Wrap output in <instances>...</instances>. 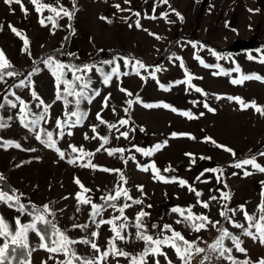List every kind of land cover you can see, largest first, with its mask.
<instances>
[{"label": "rangeland", "instance_id": "1", "mask_svg": "<svg viewBox=\"0 0 264 264\" xmlns=\"http://www.w3.org/2000/svg\"><path fill=\"white\" fill-rule=\"evenodd\" d=\"M28 8V15L20 10L19 5L13 3L11 9L0 0V24L3 30L0 31V49H3L7 58L14 65V70L22 75L16 77H5L0 82V91H4L0 96V103L4 102V96L15 100L9 93L15 91L22 99L29 102L34 112L39 113L41 109H36L38 101L32 99L30 92L32 85L27 88H16L21 80L32 81L38 95L48 104H52L48 123L42 122V127L54 132V139L57 140V147L65 152V159L61 160L54 149H50L35 139V134L23 127L18 119V108L11 109L7 105L0 109V118L9 125L0 129V174L6 177L9 186L24 194L23 202L31 201L37 206L49 204L55 212V222L62 230L77 240L84 238L95 240L104 250L111 237L110 225H103L99 229L98 239L91 237V231L96 230L91 223L89 205H78L76 193L82 191L74 182L79 178L85 187L92 189L90 195L95 203H103L100 200L102 195H107L117 183L118 175L104 172L99 169L83 168L77 164H69L67 161L72 156L69 145L83 146L86 151L95 152L102 141L97 138L91 139L95 133L92 132L93 124L99 125L96 132L100 136H108L109 143L100 152H96L92 162L103 168L121 169L126 178V187L130 195L135 199L143 201L142 204H132V207L125 210V215L129 218V224L141 209L150 213L145 218L149 225V231L155 235L160 232V227L152 229L153 223L163 226L172 224L177 230L189 240H196L199 247L207 249L208 244L214 243L219 233L211 225L206 230L199 233L192 232L183 224H175L179 217L172 213L171 209L176 206L188 207L195 203L194 193L181 187L178 183H164L158 179H153L151 171H141L140 164H150L155 161L156 166L161 170V174L166 177L177 176L188 181L190 185L203 192L201 199L207 200L210 195L219 196L217 189L231 193V200L228 201L229 208H239L244 205L249 214L259 216L258 205L261 203L264 192V173L258 172L250 165L246 166L253 174L243 175V169H235L230 165L238 160H242L256 155L257 162L264 165V157L259 156L264 152V115L249 107L240 110L239 104L229 101L228 96L241 97L245 102L255 100L258 106L264 107V83L252 80L246 81L243 85H233L230 80L238 74L229 76H213L215 68H204L193 58L196 51L192 48L191 42L207 45L222 54H231L230 60H222L219 63L225 69L235 67L239 64L244 74L257 73L264 76V64L247 59V54L252 53L257 56L256 49H264V44L252 49L239 50L235 52H225L217 49L216 46H223L234 43L236 40L245 39L252 34H259L264 37V0H169L168 5L157 4L156 0H130V4H125L124 0H76V13L69 21L67 17L56 18L59 27L53 28L52 24L45 21L47 26L41 25V17L35 12L34 6L28 0H23ZM45 3H53L54 0H44ZM60 3L72 9L71 0H60ZM120 4L121 8H131L132 11H118L114 5ZM155 7V12L153 8ZM178 11L179 17L172 12ZM252 9L253 11H249ZM168 12V21L160 18L162 12ZM140 12V17L133 15ZM53 15L48 11L44 16ZM155 15L157 19L148 17ZM101 17L111 20L108 23ZM127 18V19H125ZM140 19L141 27L135 26V21ZM72 25L75 30L68 28ZM11 24L18 30L26 33L30 41V54L22 51L23 41L11 32L8 25ZM132 27H129V25ZM147 29V31H145ZM235 30V31H233ZM154 33L156 35H150ZM160 37L157 39L156 37ZM67 37V39H65ZM199 55L206 63H217L215 57L211 56L207 50L201 51ZM49 56H54L66 64H96L103 66L105 71H110L108 65H102L104 60L116 59L121 65V71L132 73L131 65L127 68L123 65V60L118 58H134L150 66L149 71L155 68L161 70L156 73L160 83L164 85L172 84L176 80L184 79V69L179 67L180 61L176 57H182L185 67L190 73L202 79H194L193 83L202 88L208 95L205 97L192 89H186V85H178L170 91H163L157 82L151 77L145 82L139 76L130 74L122 76L117 80L113 78L110 86L101 83V77L93 71L92 87L101 91L99 97H95L91 104L86 101L81 104V109L88 113L82 125L66 129L65 136L60 139L56 132L54 119L59 117L64 119V108L62 101H55L56 88L54 78L43 64V60ZM134 62V61H133ZM39 69V71H36ZM141 75H147L141 70ZM71 78V74H69ZM124 87L133 93V97H127L119 88ZM63 88V85L61 86ZM111 93L108 108L102 110L103 98ZM136 94L145 103L165 102L179 110L191 111L195 119H188L184 116L173 113L169 109L152 108L146 109L140 104H134L128 114L123 109L127 107L124 103L126 99H132ZM216 96L223 97L216 99ZM71 99V98H69ZM193 101L197 103L193 104ZM207 102L210 107L215 108V112H209L203 107ZM115 108V113L112 108ZM71 111V106L69 107ZM97 112H101L103 119L109 123L118 125V121L123 118L129 123L120 127V132L128 131V138L120 136L116 129L108 131L107 125L99 124L96 119ZM203 113V115H200ZM12 117L8 120V117ZM75 119V118H73ZM73 135H67V132ZM190 133L196 139L188 136L173 138L171 133ZM89 136L84 139V134ZM119 136V139L116 137ZM205 137H212L217 143L226 145L233 149L236 156L229 152L217 148L211 142H205ZM168 140V145L155 153L152 157H144L135 151V147L151 148L157 143ZM14 141L21 145V148L7 145L5 142ZM124 148V156L128 158L136 156V161L128 159L125 164L120 159V153L108 155L105 149ZM35 148L36 151L27 149ZM193 154L192 157L185 155ZM200 157H206L201 159ZM195 158V163L191 161ZM83 162H87V158ZM171 166L173 172H164L163 169ZM222 167L223 174L205 172V169ZM238 173L233 175V173ZM201 173H204L201 176ZM221 175L222 183H218L216 176ZM199 177V179H197ZM209 180V183H202V180ZM227 184V188L223 184ZM138 186H143V191L138 190ZM123 197L117 204L124 203ZM131 204L132 201H126ZM151 205V207H148ZM80 207L77 212L76 208ZM220 202L212 201L209 209L199 206L193 209L197 214L204 213L213 221L220 220L221 225L227 227L234 235L243 241V247L248 250V257L256 261L264 257V245L258 241H253L250 237L243 235L242 229L234 228L231 224L219 215ZM0 214L5 219L14 223V217L19 213L10 210L6 206L0 205ZM113 215H119L115 210L108 208L103 212L102 218L109 219ZM231 215V213H229ZM99 219V218H98ZM233 219L247 227V221L239 211ZM28 216H22L21 221L27 222ZM73 223L88 224V230L73 229ZM119 223V222H118ZM220 227V225H217ZM135 229L129 227L126 234L128 241H117V247L132 254L141 252L144 244L134 239ZM170 233H165L169 235ZM3 241H0L2 243ZM29 242L33 248L31 264H54V260H49V253L39 249V239L34 233L29 234ZM227 247H233L231 241L226 240ZM79 255L90 257L96 255L90 246L77 244L74 246ZM173 264H181L173 250L165 249ZM55 255V254H54ZM204 254H197L193 257L191 264H201ZM232 255L238 259H245L244 254L236 252L233 248ZM55 259L63 260L62 255H55ZM153 257H148V264H153ZM161 264H166L163 256L159 257ZM107 264H129V260L124 257H109ZM211 264H231L223 258L213 257Z\"/></svg>", "mask_w": 264, "mask_h": 264}, {"label": "snow or ice", "instance_id": "2", "mask_svg": "<svg viewBox=\"0 0 264 264\" xmlns=\"http://www.w3.org/2000/svg\"><path fill=\"white\" fill-rule=\"evenodd\" d=\"M28 2L34 6L35 12L41 17L39 22L43 26H47L45 21L47 20L52 24L53 28L59 27L56 18L67 17L69 21H71L75 13L76 9V0H71L72 9L69 10L67 7L60 3V0H54L53 3H45L44 0H28ZM4 3L9 6L10 10L11 5L13 3L19 5L20 10L24 13V15H28V8L25 7L23 0H4ZM125 4H130V0H124ZM157 4L168 5L171 8L169 0H156ZM114 7L118 11H132L131 8H121L120 4H115ZM155 12V7L152 9ZM48 11L53 13V15L44 16V12ZM249 11H253L249 9ZM172 12L175 13L180 20H183V16L172 9ZM133 15L136 17H140V12H134ZM169 13L162 12L160 14V18L168 21ZM149 19H157L155 15L148 17ZM102 20H106L108 23H111V20L107 17H101ZM127 19V18H125ZM172 22V21H168ZM135 26L137 28L141 27L140 19L135 21ZM9 29L12 33H14L17 37H19L23 41L22 51L28 52L30 54V41L26 35V33L18 30L13 25H8ZM129 27H132L130 24ZM68 28L72 29L73 34L75 30L72 28V25L69 23ZM3 30V25L0 24V31ZM147 31V29H145ZM235 31V30H233ZM150 35H156L154 33H149ZM159 39L160 37H156ZM67 39V37L65 38ZM192 48L196 51L193 54V58L197 60L200 65L204 68H215L219 71H214L212 73L213 76H229L232 77L233 73H237L238 75L230 80L233 85H243L246 81H258L264 83V76H261L257 73L244 74L239 64H235V67L231 69H225L219 61L222 60H230L231 54H222L215 49L209 48L207 45L198 44L197 42H191ZM207 50V52L215 57L217 63L209 64L206 63L205 60L199 55L201 51ZM257 56H253L251 52L247 54V59L254 60L260 64H264V49H256ZM123 60V65L127 68L131 65L132 73L128 71H121V65L117 62L116 59L113 60H104L102 61V65H108L110 67V71H105L103 66H98L96 64H66L56 59L54 56H49L47 59L43 60V64L51 73L54 78L56 95L55 101H62L64 108V119H60L59 117L54 119L55 128L58 130L56 135L63 139L66 132V129L74 128L76 126L82 125L83 121L87 118L88 113L81 109V104L83 102H87L89 104L92 103L95 97H99L101 95V91L97 88H93L92 84V73H98L101 77V83L106 86H110L113 78H117L119 80L122 76H128L130 74H135L139 76L143 81H147L149 77L157 82L159 87L163 91H170L172 87L178 85H186V91L188 89H192L197 93L202 94L203 96H207L208 93L205 92L202 88L198 87L193 83L194 79H202V77H196L192 73L188 71L185 67L184 61L182 57H176L177 60L180 61L179 67L184 69V79L176 80L172 84L164 85L160 83L156 73L159 72L160 68H155L154 71H149L148 65L143 63L140 60H135L134 58H118ZM134 61V62H133ZM141 70H144L147 75H141ZM36 71H39L37 69ZM69 74H71V78H69ZM18 75H22V73H18L14 70V65L7 58L3 49H0V82L5 80V77H16ZM29 85H32L30 95L33 100L38 101L35 104L36 109H41L39 113L34 112L32 110V106L29 102L25 101L21 98V96L17 95L15 91H11L9 94L15 97V100L8 99V96H4V102L0 103V109L5 108L7 105L11 109L18 108V119L19 122L23 125L24 128L29 129L32 133L35 134V139L39 141L41 144L45 145L50 149H54L61 160L65 159V152L61 151L59 147H57V140L54 139V132L49 131L46 128L42 127L43 123H48L50 109L52 104L46 103L36 92L34 83L32 81L25 82L21 80L19 84H16L14 87L16 88H27ZM63 85V88L61 86ZM119 90L124 93L127 97H133V93L124 87H120ZM71 98V99H69ZM221 96H216V99H222ZM111 99V93L106 95L103 98L102 110L104 108L109 107V100ZM227 99L229 101H235L239 104L240 110H246L249 107L255 109V111L261 115H264V107L258 106L255 100L251 102H245L241 97H233L228 96ZM124 103L127 105L123 109L125 114H128L130 109L134 104H140L146 109L152 108H164L169 109L173 113L184 116L188 119H195L197 117L193 116L191 111H183L179 110L176 107L165 103L163 101L158 103H145L139 94H136L132 99H126ZM193 104L197 103V101H193ZM71 106V111H69V107ZM203 107L206 108L209 112H215L216 109L209 106L207 102L203 103ZM112 111L115 113V108H112ZM203 115V113H200ZM75 118V119H73ZM12 117H8V120H11ZM96 119L99 121V124L107 125L108 131L111 132L112 129H116L117 132H120V127H123L129 123L127 119L121 118L118 121V125L114 123H109L105 119H103L101 112H97ZM9 125L0 118V129L8 127ZM99 125L93 124L91 126V130L95 135L91 137V139L96 140L99 138L102 143H100L99 147L92 151H86L83 146L77 147L76 145H69L72 153H76L77 155L72 156L68 159L69 164H77L80 161L79 166L83 168H93L99 169L104 172L115 173L118 175V180L114 188L108 192L107 195H102L100 200L103 203H95L93 202V198L90 195H86L90 193L92 189L85 187V185L80 181L77 177L75 178V183L79 186L82 191L76 193V200L78 205H89L91 208L90 212V220L93 225H95L96 230L91 231L90 235L93 238L98 239L100 237L99 229L103 225H110V231L112 233L111 237L107 242V247L102 250L101 247L95 242V240L84 238L81 240L74 239L67 234L66 230H62L58 224L55 222V212L52 210L49 204H44L43 206H37L31 201L28 203L23 202L24 194L19 192L17 189L9 186L6 182V177L3 174H0V205L6 206L10 210H13L19 213L18 216L14 217V223L9 222L5 219L3 214H0V264H31V256L33 251L37 250L30 245L29 242V234L34 233L39 239V249H43L47 251L50 255L48 257L49 260H54V264H107L108 258L111 256L113 258L116 257H124L129 260V264H148V257H153V264H161L159 257L163 256L166 264H173V261L168 257V253L165 249L173 250L176 257L181 261V264H191L193 257L197 254H204L201 259V264H211L213 257L223 258L231 262V264H264V257L258 258L256 261H252L250 257H248V250L243 247V241L239 236L234 235L227 227L221 225L220 220L213 221L209 218L208 215L204 213L197 214L193 211L197 206L203 209H209L212 201L220 202V210L219 215L224 218L229 224H231L234 228L242 229L243 235L250 237L253 241H258L261 245H264V192L261 193L262 200L258 205L259 216L249 214L244 205H240L239 208H229L228 201L231 200V193L223 191L222 189H217L219 192V196L210 195L207 200L201 199L203 196V192L197 190L195 187L190 185L188 181L181 179L177 176L166 177L161 174V170L156 166L155 161H152L150 164H140L137 162V166L141 171L148 172L151 171L153 174V179H158L164 183H178L181 187H187V190L191 193H194L197 198L195 203L188 207L176 206L171 209L172 213L177 214L179 217L175 220V224L181 225L183 224L186 228H188L192 232L199 233L202 230H206L209 225L213 228H216L219 233L218 238L214 243L208 244L207 249L204 247H199L196 240H189L182 234L181 231L177 230L173 227L172 224H164L162 227L153 223L151 225L152 229H156L160 227V232L155 235L151 234L149 231V225L146 223L145 218L150 215V213L141 209L136 213L134 220L131 224H129V218L125 215V210L132 207V204H142L143 201L140 199H135L130 195L129 189L126 187L128 181L121 169H109L103 168L99 165H96L92 162V157L95 156L96 152H100L101 149L104 148L105 145L109 143L108 136H100L99 133L96 132V129ZM67 135H73L72 132H67ZM128 131L120 132V136H123L125 139L128 138ZM173 138L188 136L191 139H196L194 136H191L190 133H171ZM119 139V136L116 137ZM84 139L88 140L89 136L87 133L84 134ZM205 142H211L217 148L223 149L226 152H229L233 157L236 156V153L233 149L227 147L226 145H222L217 143L212 137H205ZM7 145L14 146L16 148H21V145L14 141L5 142ZM168 145V140L163 141L162 143H157L151 148L145 149L141 147H135V151L139 152L144 157H152L156 152L162 150L164 147ZM0 146H4V144H0ZM28 151H36L35 148L27 149ZM108 155H114L116 153H120V159L124 161L125 164L128 163V159L136 161V156L132 155L128 158H125L123 155L125 152L124 148H108L105 149ZM185 155L192 157L193 154L186 153ZM259 156L264 157V152H260ZM87 158V162H83ZM201 159H206V157H200ZM193 164L196 162L195 158L191 161ZM251 166L258 172L264 173V165L257 162L256 155L251 157L238 160L230 166L235 169H243L244 176H250L253 173L248 171L246 166ZM164 172H173L175 169L171 168V166L163 169ZM224 169L222 167L218 168H209L205 169V172L210 173H220L223 174ZM238 173H233L236 175ZM204 173H201L203 176ZM221 175L216 176V180L218 183H222ZM199 179V177L197 178ZM202 183H209L210 181L205 179L201 181ZM264 184V182H262ZM224 188H227V184H223ZM139 191H143V186H138ZM124 198L125 202L122 204H117V201ZM126 201H132L131 204ZM148 207H151L149 205ZM108 208H111L119 213V215H113L109 219L102 218V214ZM81 209L78 206L76 211L79 212ZM237 211L243 214L244 219L247 221V227L244 224L236 222L233 217L237 213ZM231 213V215H229ZM28 216L29 220L27 222H22L21 217ZM99 218V219H98ZM119 222V223H118ZM220 225V227H217ZM73 229L80 230H88V224H80L73 223L71 225ZM131 227L135 229L134 239L135 241L142 242L144 244V248L141 252L137 254H132L130 252L124 251L121 248L117 247V241H128L129 236L132 234H126L127 229ZM165 233H170L169 235H165ZM231 241L233 247H227L225 245V241ZM77 244H84L90 246V249L96 254L90 257L81 256L78 254L76 248L74 247ZM233 248L236 252L242 253L245 256V259H238L236 256L232 255ZM62 255L64 257L63 260L55 259V255ZM42 264H47V261H42Z\"/></svg>", "mask_w": 264, "mask_h": 264}, {"label": "trees", "instance_id": "3", "mask_svg": "<svg viewBox=\"0 0 264 264\" xmlns=\"http://www.w3.org/2000/svg\"><path fill=\"white\" fill-rule=\"evenodd\" d=\"M264 44V37L259 34H252L245 39L236 40L234 43L226 44L223 46H216L217 49L224 50L225 52H235L239 50L252 49Z\"/></svg>", "mask_w": 264, "mask_h": 264}, {"label": "water", "instance_id": "4", "mask_svg": "<svg viewBox=\"0 0 264 264\" xmlns=\"http://www.w3.org/2000/svg\"><path fill=\"white\" fill-rule=\"evenodd\" d=\"M4 91H0V96L3 94Z\"/></svg>", "mask_w": 264, "mask_h": 264}]
</instances>
